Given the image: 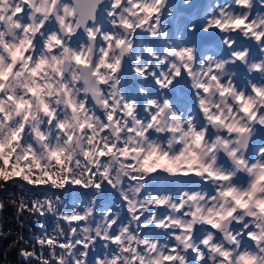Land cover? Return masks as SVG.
I'll list each match as a JSON object with an SVG mask.
<instances>
[{
    "label": "snow or ice",
    "instance_id": "obj_1",
    "mask_svg": "<svg viewBox=\"0 0 264 264\" xmlns=\"http://www.w3.org/2000/svg\"><path fill=\"white\" fill-rule=\"evenodd\" d=\"M0 264H264V0H0Z\"/></svg>",
    "mask_w": 264,
    "mask_h": 264
},
{
    "label": "trees",
    "instance_id": "obj_2",
    "mask_svg": "<svg viewBox=\"0 0 264 264\" xmlns=\"http://www.w3.org/2000/svg\"><path fill=\"white\" fill-rule=\"evenodd\" d=\"M10 213H11V209H9V211H8V214L10 215ZM7 241H5V242H3V245H7ZM8 259L10 260V261H15L16 260V254H15V252H13V253H11L10 254V256L8 257Z\"/></svg>",
    "mask_w": 264,
    "mask_h": 264
}]
</instances>
